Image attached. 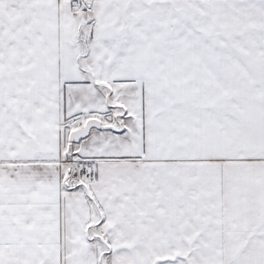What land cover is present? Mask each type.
Returning a JSON list of instances; mask_svg holds the SVG:
<instances>
[{
  "label": "snow or ice",
  "instance_id": "snow-or-ice-1",
  "mask_svg": "<svg viewBox=\"0 0 264 264\" xmlns=\"http://www.w3.org/2000/svg\"><path fill=\"white\" fill-rule=\"evenodd\" d=\"M0 264H264V0H0Z\"/></svg>",
  "mask_w": 264,
  "mask_h": 264
}]
</instances>
